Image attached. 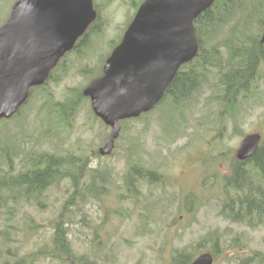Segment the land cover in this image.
Returning a JSON list of instances; mask_svg holds the SVG:
<instances>
[{
	"label": "rangeland",
	"instance_id": "obj_1",
	"mask_svg": "<svg viewBox=\"0 0 264 264\" xmlns=\"http://www.w3.org/2000/svg\"><path fill=\"white\" fill-rule=\"evenodd\" d=\"M17 1L0 0V27ZM139 1L95 0L100 15V32L89 37L85 43L87 46L80 48V52L71 53L65 59L56 70V76L46 84V89L33 90L20 117L0 123V146H9L15 171L29 165L24 150L31 154L42 149L60 154L63 151L73 152L76 157L90 154L91 167L107 173L106 197L90 199L86 203L78 201L64 210L68 216H75L68 226L69 238L80 253L97 252L93 239L99 236L102 253L110 256L109 264H170L174 249L188 247L196 253V257L212 252L209 244H203L206 246L197 250L198 243L211 238L220 251L215 264H240L244 259L251 261L249 264H264V221L261 220L254 228L230 222L219 214L225 200L220 178L229 173V158L222 153L232 154L234 151L233 154L237 155L246 135L264 133V66L260 71V103L243 105L238 116L241 130L232 132L233 120H230L221 139L217 138L215 123L220 119L213 115L207 100L208 91L202 92L197 101L180 110L172 112L169 102H166L153 109L146 118L128 124L130 133H121L113 153L100 159L93 156L106 144L111 130L95 118L90 99L84 96L71 127L61 129V138L50 137L49 142V138L40 137L42 130L54 125L51 123L54 120L48 115V100L63 102L75 95L71 93L75 90L76 94L81 91L83 95L86 87L101 77L113 44L121 40L136 10L134 4ZM220 117L225 119V116ZM130 158L159 171L156 179L161 184L141 188L139 200L122 198L127 194L124 177ZM7 169L6 161L0 154L2 174ZM217 173L219 176H215ZM64 181L61 187L52 188L42 196L45 207H40V212L35 204L25 206L21 203L9 216L6 213L8 207L0 208V231L8 225L18 228L12 236L15 239L13 247L23 245L21 256L35 247L33 244L28 248L27 235L34 234L45 239L53 233L49 225L63 212V206L66 201L70 202L72 193L70 181ZM98 182L101 184V180ZM191 194L198 201L193 212L178 213L179 207H186V197ZM152 201L158 203L155 216L158 221L167 217L175 222L169 229L171 232L166 228L146 234L141 232L142 207ZM165 207L172 212L170 216L164 214ZM8 218L12 220L8 221ZM30 227L37 229L30 231ZM34 240L35 237L30 239L31 242ZM2 256L0 238V264L4 263Z\"/></svg>",
	"mask_w": 264,
	"mask_h": 264
},
{
	"label": "trees",
	"instance_id": "obj_2",
	"mask_svg": "<svg viewBox=\"0 0 264 264\" xmlns=\"http://www.w3.org/2000/svg\"><path fill=\"white\" fill-rule=\"evenodd\" d=\"M143 1L140 0L134 4L136 10ZM99 26L98 22L89 29L76 46L75 53L80 52V48L83 46H87L85 43L89 37L100 32ZM195 29L200 44L198 56L181 68L158 106L169 102L172 112L180 110L185 105L197 101L196 99L202 92L208 91L207 100L212 106L213 115L216 119H220L215 123L217 138L221 139L230 120H233L232 132L241 130L238 116L243 105L259 104L261 101L259 94L261 93L262 80L260 71L264 66V42L262 41L264 37V0H216L213 6L195 21ZM119 43L120 41L114 43L113 48ZM64 61L65 58L51 74L50 81L56 76V70L61 67ZM102 64L103 62L100 66ZM76 91H72L71 93H75V95L67 97L63 102L48 100V115L54 120L51 121L54 125L42 130L41 138H49V142H51L50 137L61 138V129L71 127L76 109L83 98L81 91H78L77 94ZM23 109L24 107L11 119L0 120V123H8L20 117ZM150 113L143 114L138 119L123 121V135L131 131L127 127L128 124L144 119ZM220 116H225V119ZM228 118L230 119L228 120ZM100 123L104 125L103 122L100 121ZM261 135L262 141L257 152L246 161L238 160L236 154H233L234 151L232 154L222 153L223 156L229 158L227 162L229 173L220 178L222 191L225 192V200L219 214L230 222L244 223L248 227L254 228L260 224L261 220L264 221V133ZM0 149V154L8 167L4 174L0 170V208L8 207L7 216L12 215L13 209L17 210L21 203L25 206L35 204L40 212V207L42 209L45 207L42 203V196H45L47 191L52 188L61 187L64 180L70 181L72 191L69 197L71 203L66 201L63 212L55 222L49 225L52 227L53 233L45 239L37 238L34 234L27 235L28 248L33 244L35 247L26 251L24 255H20V252L24 250L23 245L13 247L15 239L12 236L18 228L8 225L3 229L4 231H0L3 264H109L110 256L102 253L99 236L93 239L95 247L98 249L97 252L85 254L75 250L69 238L68 227L75 216L73 214L68 216L64 212L65 208L76 205L78 201L86 203L90 199L98 200L107 196V173L91 167L90 154L76 157L73 152L63 151L60 154L59 152L34 149L35 151L28 154L29 152L24 150L29 165L20 171H15L9 146L4 144L0 146ZM93 157L102 158L99 152L95 153ZM127 166L128 170L124 177L127 194L122 196L124 200L138 199L141 188H151L161 184L156 179V175L159 174L157 169L146 167L140 160L131 158ZM217 175L219 176L218 173L215 176ZM99 180H101V184H99ZM5 191L7 192L6 196H4ZM170 202L172 201L170 200ZM10 203L13 205H9ZM185 204L186 207L184 205L177 209L178 213L193 212L195 204H198L196 196L188 195ZM157 205V202H153L142 207L140 215L143 231L141 232L144 234L149 231H161L162 228L171 232L169 229L175 222L167 217L164 221H158L155 217ZM164 209V214L168 216L172 214L166 207ZM9 220L12 219L8 218ZM30 228V231L37 229V227ZM169 236L173 235L169 233ZM32 237H35L33 242L30 241ZM203 244H209L215 259L219 258L220 251L217 249L215 241L213 242L211 238L203 240L202 243L197 244V250L206 246ZM195 254L188 247L174 249L170 264H191L196 258ZM262 260H264V255ZM250 262L244 259L240 264H249Z\"/></svg>",
	"mask_w": 264,
	"mask_h": 264
},
{
	"label": "water",
	"instance_id": "obj_3",
	"mask_svg": "<svg viewBox=\"0 0 264 264\" xmlns=\"http://www.w3.org/2000/svg\"><path fill=\"white\" fill-rule=\"evenodd\" d=\"M94 0H19L0 28V119L11 118L44 84L51 71L96 19ZM216 0H145L119 46L108 58L104 75L84 91L96 116L113 128L101 154L119 137L120 121L138 118L165 95L180 68L199 53L195 21ZM264 42V37L262 39ZM260 134L244 137L237 152L251 158ZM203 253L191 264H213Z\"/></svg>",
	"mask_w": 264,
	"mask_h": 264
}]
</instances>
